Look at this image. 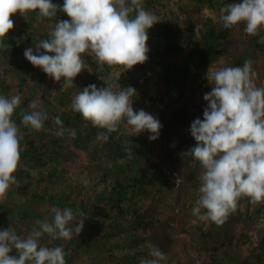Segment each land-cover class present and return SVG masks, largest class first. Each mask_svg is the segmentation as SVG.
<instances>
[{
    "label": "rangeland",
    "instance_id": "374dc122",
    "mask_svg": "<svg viewBox=\"0 0 264 264\" xmlns=\"http://www.w3.org/2000/svg\"><path fill=\"white\" fill-rule=\"evenodd\" d=\"M53 3L59 5L63 0H53ZM140 3L157 17L152 28L170 23L177 28L180 34L175 37L176 42L197 36L207 17L216 16L210 1L140 0ZM30 17V12L11 16L16 24L0 45V59L8 61L4 53L11 48L7 41L13 37L19 47L18 70L10 69L8 64L0 65V95L20 93L23 112L31 111L29 103L35 101L36 107L47 113V119L40 130L25 126L21 119L15 121L20 133V162L14 173L17 182L0 194V228L13 227L19 235L26 236L33 227H38L36 220L52 219L51 208L57 201L66 207L80 208L90 198L87 206L90 212L94 210L98 214L95 230L84 227L71 239H53L48 234L40 238L45 246H62L66 264H139L141 258L149 255V242L154 245L167 238L172 240V246L161 264H264V200L253 204L247 196L240 197L237 207L223 223L200 219L192 209L201 195L200 176L204 169L198 160L186 154L197 143L191 135V123L202 112L193 105L207 106L204 94L213 86L207 77L211 65L213 69L242 66L245 60H250L255 72L254 83L264 87V28L255 35L239 26L227 28V35L221 41L223 55L205 65L200 70L202 77L198 85L193 84L197 94L190 97L185 93L177 98L166 93L156 74L147 71L148 62L127 69L101 63L91 52L82 54L85 69L74 78L73 85L62 87L63 79L56 81L33 65L26 59L24 50L29 47L35 50V42L48 36L56 19L71 20V17L67 13L61 17L58 10L56 17H37L39 21L33 20L26 27L24 24ZM147 43L153 61L157 62L156 50L165 42L152 38ZM93 61L98 62L96 69ZM103 78L115 81L116 91L130 85L136 89L133 109L150 111L160 120L158 139L149 140L147 131L138 135L131 133L125 121L123 128L109 135L107 131H99L101 128L82 114L75 119L70 112H62L61 106L66 105V109L71 106L78 86L82 90L95 80L105 84L107 80ZM22 80L26 82L21 89ZM199 86L201 92L197 90ZM182 106L192 112L190 124L166 142L162 139L163 128L170 114ZM57 115L64 116L61 117L66 129L63 135H57L59 126L54 120ZM22 128L30 131L26 139L21 137ZM72 129L75 135L71 134ZM101 132L107 134V140L97 139ZM131 137L136 140L131 141ZM118 138L124 140L117 142ZM26 153H34L36 158ZM166 170L178 172L182 179L179 188L171 186L173 179ZM23 172L28 175L18 179ZM118 180L131 197L122 198L119 190L112 193L110 202L104 201L109 210L104 211L96 197L103 189L109 195ZM96 229L101 233L95 234ZM10 255H18V251L13 249Z\"/></svg>",
    "mask_w": 264,
    "mask_h": 264
},
{
    "label": "clouds",
    "instance_id": "9594fccd",
    "mask_svg": "<svg viewBox=\"0 0 264 264\" xmlns=\"http://www.w3.org/2000/svg\"><path fill=\"white\" fill-rule=\"evenodd\" d=\"M67 13L71 20L56 19L48 38L35 42L24 50L33 65L56 81L63 79L62 87L72 86L74 78L85 69L82 54L91 52L97 60L108 65H122L127 69L148 60L149 30L157 22L156 15L146 10L140 0H0V45L14 27V13L36 12L37 17H56L57 11ZM134 13V14H133ZM219 20L225 28L241 23L244 31L255 35L264 28V0H240L221 7ZM252 62L242 66L213 69L207 77L212 83L204 94L207 107L203 119L191 123V135L197 141L187 155L198 160L203 172L200 176V196L193 214L200 219L223 223L237 207L242 196L255 204L264 200V87L257 86ZM133 86L114 91L89 84L78 91L71 108L94 125L108 132L117 130L122 121L135 135L147 131L149 140H156L162 124L144 109H133ZM21 103V94L0 95V194L17 182L14 173L20 162V133L13 114ZM31 111H24L21 123L40 130L47 113L29 103ZM57 135H63V121L54 117ZM75 135V130H70ZM97 139L107 140L106 133ZM130 151V150H129ZM87 180L84 181L87 184ZM180 177L176 179V185ZM203 209V211H202ZM52 219L36 220L38 227L26 235H19L13 227L0 228V264H66L63 247H48L40 242L44 234L53 239H71L84 228V219L74 221L71 207L52 206ZM18 255H10L12 250ZM149 255L139 264H161L165 253L148 243Z\"/></svg>",
    "mask_w": 264,
    "mask_h": 264
},
{
    "label": "trees",
    "instance_id": "16d2710c",
    "mask_svg": "<svg viewBox=\"0 0 264 264\" xmlns=\"http://www.w3.org/2000/svg\"><path fill=\"white\" fill-rule=\"evenodd\" d=\"M210 1L211 7L215 10V17H207V19L202 23L201 28L198 32L197 36L190 37L189 41L180 42L175 41V37H178L179 31L175 26L170 24H166L162 28H152L150 36L157 37L158 39L165 42L164 46L158 48L156 50V56L153 61L152 54L148 55L149 66L147 71L153 72L156 74L159 84L165 89L167 94L176 95L177 98L183 96L187 93L190 97H194L197 92L193 89V84L198 85V81L201 79L202 75L200 70L205 67L208 63L212 62L216 59L217 56L223 55L224 50L221 51L222 39L227 35L225 28L222 24V21L219 20L220 9L221 7L225 6L231 2H237L236 0H201L202 3H207ZM61 4V3H60ZM150 4V2H149ZM209 5V6H210ZM31 17L29 20L24 24L26 27L31 25L30 22L33 20L39 21L37 18L36 12L30 11ZM41 20V19H40ZM223 26V27H222ZM243 30L245 28V24L241 23L238 25ZM223 29V31H220ZM245 32V31H244ZM48 36H45L44 39H47ZM149 40V39H148ZM8 45H11V48L6 50L4 55H7V62L0 59V65L4 66V64H8L11 68H16L18 70V61L16 59V55H18L19 47L16 45L13 37L7 41ZM1 54V53H0ZM165 59L164 62H161L162 59ZM94 62V63H93ZM92 66L93 69H96L97 61H93ZM180 62V63H179ZM145 63V62H144ZM143 63V64H144ZM97 75V74H96ZM26 80H22L20 84V88L22 89L25 86ZM209 89V87L207 88ZM81 89L79 88V91ZM198 92H201L200 86L197 87ZM136 98V97H134ZM193 105V103H192ZM196 106L198 109L201 110V116L199 118L203 119V112L207 106L198 105L195 103L193 105ZM150 113V111H148ZM192 117V112L189 110L188 107L182 106L172 112L166 122L163 133L162 139L166 142H170L177 136L183 129H186L187 126L190 124ZM21 118H19L20 120ZM23 131H29L28 128H22ZM99 131H107L104 128L98 129ZM107 133L110 135L111 132ZM112 135V134H111ZM112 137V136H111ZM113 138V137H112ZM131 141L136 140V137H131ZM118 138L117 142L123 141L122 139ZM35 151V149L33 150ZM31 157H35L36 155L31 154ZM119 190V195L122 198L126 199L131 197L128 194V189L123 186L120 180L116 181L112 193L117 192ZM249 198V197H247ZM97 202L105 203L107 199L105 197L98 196L96 197ZM111 200V199H110ZM90 201V198L89 200ZM88 201L83 203L81 207L69 205V207H74L73 210L75 212L74 221H78L80 219H84V227H87L88 230H95L94 226H96L97 222V215L95 214L94 210H89L87 204ZM103 201V202H102ZM105 201V202H104ZM108 202V201H107ZM2 205V203H0ZM107 203L102 204V209L107 208ZM56 206L59 207H66V205L62 204L61 201H57ZM131 207L127 208V211L130 210ZM87 210V211H86ZM95 234H100V230L96 229ZM105 237H109V233L105 235ZM154 245L158 246L164 253H168L170 247L172 246L171 239H164L163 242H157Z\"/></svg>",
    "mask_w": 264,
    "mask_h": 264
},
{
    "label": "crops",
    "instance_id": "0c3cea01",
    "mask_svg": "<svg viewBox=\"0 0 264 264\" xmlns=\"http://www.w3.org/2000/svg\"><path fill=\"white\" fill-rule=\"evenodd\" d=\"M13 20V22H14V19H12ZM14 24H16V23H14ZM149 33H151V30L149 31ZM148 33V34H149ZM152 38H157V37H152V36H150V34H149V40H152ZM149 54H151V52L149 51V53H148V55ZM146 62H148L149 63V61L147 60ZM98 63V62H97ZM102 76V75H101ZM102 78V77H101ZM103 80H107L106 78H103ZM107 83H109V84H111L112 86H113V90L114 91H116V84H115V81L114 82H110V79H108L107 81H105V84H104V82L103 81H100V80H95V83L94 84H96L97 85V87H106L107 86ZM1 86H3V85H1ZM79 86L77 87V90L79 91ZM133 99V98H132ZM23 104H24V102H21V104L17 107V109L15 110V112H14V114H13V119H14V121H16V119L18 120L19 118H21V114H20V111L22 110V112H23V110H25V108H23ZM61 106V105H60ZM63 109H62V112L63 113H65V112H70L69 114H73L72 116H73V118H75V119H78V115L80 114L79 112H76V111H74L72 108H71V106H69V109H66L65 107H66V105H64V106H61ZM62 113V114H63ZM67 116V115H66ZM65 116V117H66ZM61 117H64L63 115L61 116ZM60 117V118H61ZM68 117H70V116H68ZM121 128H123V121L120 123V125L118 126V128H117V130L118 129H121ZM117 130H115V131H117ZM22 132V134H21V137H23V139H26V137H27V133H30V131H21ZM24 132V133H23ZM30 154L31 153H26V156H30ZM26 175H28V173H26V172H23V174L20 176V177H18V179L19 178H21V177H25ZM112 190H113V187H112V189L111 190H109V195H106V193H105V190L103 189V191H100V195H98V196H101V197H105L106 199H107V201L108 202H110V199H112L113 198V196H112ZM97 196V197H98ZM108 196V197H107ZM102 204H105V203H102ZM104 211H107V210H109L108 208H105V209H103ZM98 215V214H97Z\"/></svg>",
    "mask_w": 264,
    "mask_h": 264
},
{
    "label": "built area",
    "instance_id": "2783aa9c",
    "mask_svg": "<svg viewBox=\"0 0 264 264\" xmlns=\"http://www.w3.org/2000/svg\"><path fill=\"white\" fill-rule=\"evenodd\" d=\"M64 14H65V12L61 11V17H63ZM86 53H90V51L86 52ZM166 173H168L173 179V181L171 183V186L175 187V188H179L181 183H182V179H181L180 175L178 174V172L177 171H168V170H166ZM177 177H180V182H179L178 185H176Z\"/></svg>",
    "mask_w": 264,
    "mask_h": 264
}]
</instances>
